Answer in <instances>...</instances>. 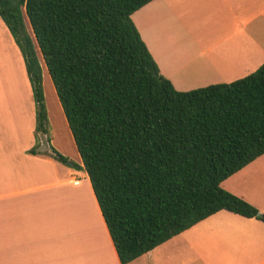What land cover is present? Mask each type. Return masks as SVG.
Masks as SVG:
<instances>
[{
    "label": "trees",
    "instance_id": "1",
    "mask_svg": "<svg viewBox=\"0 0 264 264\" xmlns=\"http://www.w3.org/2000/svg\"><path fill=\"white\" fill-rule=\"evenodd\" d=\"M153 1L0 0L32 87L36 132L48 133L40 55L83 168L53 158L87 173L121 264L220 211L264 223L221 187L264 156V64L230 84L177 91L131 18Z\"/></svg>",
    "mask_w": 264,
    "mask_h": 264
},
{
    "label": "crops",
    "instance_id": "2",
    "mask_svg": "<svg viewBox=\"0 0 264 264\" xmlns=\"http://www.w3.org/2000/svg\"><path fill=\"white\" fill-rule=\"evenodd\" d=\"M132 18L175 89L206 75L242 78L264 64V0H154ZM39 60L47 134L36 132L24 59L0 20V264H121L87 173L53 158L56 151L83 168L54 92L49 103L45 84L54 86ZM247 185L223 189L264 214L257 203L264 191ZM129 264H264V223L220 211Z\"/></svg>",
    "mask_w": 264,
    "mask_h": 264
},
{
    "label": "rangeland",
    "instance_id": "3",
    "mask_svg": "<svg viewBox=\"0 0 264 264\" xmlns=\"http://www.w3.org/2000/svg\"><path fill=\"white\" fill-rule=\"evenodd\" d=\"M0 20H2V19L0 18ZM132 20L135 22L134 18H132ZM136 20H137V18H136ZM25 22H26L27 30H28L29 34L31 35V37L33 38L34 43L36 44L35 38L33 36V33L31 30V27L28 23V20L25 19ZM12 38H13V36H12ZM35 46H37V45H35ZM36 48L38 51L39 50L38 47H36ZM38 53H39V51H38ZM248 71H247V73L250 74V73H252L253 70H248ZM159 73H160V71H159ZM46 75L49 77L48 73ZM238 78L239 77H236V79H234V80H229V79H221L219 77H216V78L208 77L206 75L204 77H199L196 80H191L190 82L185 83V84H178L176 90L181 91V92H186V91H191V90H195V89H199V88L208 87L211 85L230 84V83L235 82V80L237 81V80L242 79L244 77L239 78V79ZM49 80H50V84H52V86H54L50 77H49ZM222 81H225V82L221 83ZM48 84H49L48 82H47V84H45V91L48 93L49 103H51L54 100L53 98H51V95L53 94L52 92H54L55 96H56V93H55L54 87H51V85L49 86ZM0 91H1V88H0ZM225 181L223 182V184H221V187L224 189L225 188L240 189L246 185V182H248L247 186L249 188L253 186L254 188H256V190H259V193H261L262 191H264V164L261 161L259 163V165L255 168L254 171L249 170L248 173H246L244 175L231 176L230 178L227 179L226 182ZM257 201H258L257 202L258 205L264 209V197L259 198V200H257ZM201 232H203L205 234V227H203L201 229ZM187 236H190V234Z\"/></svg>",
    "mask_w": 264,
    "mask_h": 264
}]
</instances>
